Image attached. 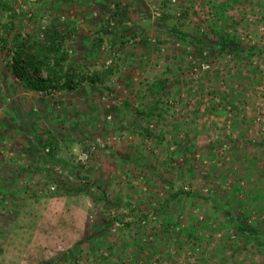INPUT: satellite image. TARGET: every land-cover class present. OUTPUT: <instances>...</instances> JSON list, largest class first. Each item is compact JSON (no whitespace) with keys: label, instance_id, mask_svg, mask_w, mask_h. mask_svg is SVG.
Wrapping results in <instances>:
<instances>
[{"label":"rangeland","instance_id":"1","mask_svg":"<svg viewBox=\"0 0 264 264\" xmlns=\"http://www.w3.org/2000/svg\"><path fill=\"white\" fill-rule=\"evenodd\" d=\"M242 202L264 221V0H0V264H264L221 239Z\"/></svg>","mask_w":264,"mask_h":264},{"label":"trees","instance_id":"2","mask_svg":"<svg viewBox=\"0 0 264 264\" xmlns=\"http://www.w3.org/2000/svg\"><path fill=\"white\" fill-rule=\"evenodd\" d=\"M180 37L183 38L184 34L180 33ZM197 42H200V40L197 39ZM227 48L228 49L230 48V50H232V52L235 53L236 57H242V58H244L245 56H248L246 52H249V53L256 52L255 50L254 51L245 50L244 47L241 45L240 41L238 40H231V41L223 40L220 43L219 48L217 49V52L224 53V51H226ZM206 54L205 56H207ZM17 57H19V55H17ZM13 69L15 71V74H17L15 76L17 78H20L21 82L23 81L26 82L25 83L26 90L42 91L46 87V85L42 81H33L30 79V77L29 78L25 77L23 73H18L19 69L15 68V66ZM96 77L98 76L96 75ZM164 88H165V84L163 81H156V82L150 83L146 87V91L141 92V94L137 97L139 104H138V107H134L135 113L138 115H142L143 117L145 115L153 114L157 112L158 114H161L162 109H160L158 105L160 104V98L163 96L162 91L164 90ZM148 99L153 100V103L150 106H146V108H144L145 101ZM47 155H49L47 156L49 161L53 162L55 160L52 153L47 154ZM231 188L233 189L235 188L239 190L240 185L239 183H234L231 186ZM182 193L183 191L180 190L173 197H177L178 194H182ZM186 194L187 193H185V195ZM205 196L207 197L206 194L204 195V197ZM258 197L261 199L260 196ZM210 201L214 203L215 206L222 205V200L220 198L212 197L210 198ZM243 205H244L243 202L237 203V206L234 207L236 208L235 214H237L238 216H233V214L231 213V219H232L231 221H232V226L234 228V232L222 233L221 239L223 241H226V243L227 242L232 243V247L234 250L232 251L233 253H235L238 250H242L241 248H244L247 250L253 249L256 251L258 256H260L261 258H264V221H261V220H255L253 222L249 221L248 218L246 217V211L244 210ZM257 209H260V208L257 207ZM208 218L206 217V221H209ZM166 229L168 230V225L166 226ZM187 234L190 236L191 233L187 232ZM193 237H196V236H193ZM218 252L221 253V249H219Z\"/></svg>","mask_w":264,"mask_h":264},{"label":"built area","instance_id":"3","mask_svg":"<svg viewBox=\"0 0 264 264\" xmlns=\"http://www.w3.org/2000/svg\"><path fill=\"white\" fill-rule=\"evenodd\" d=\"M84 156V158H86V155H83Z\"/></svg>","mask_w":264,"mask_h":264}]
</instances>
